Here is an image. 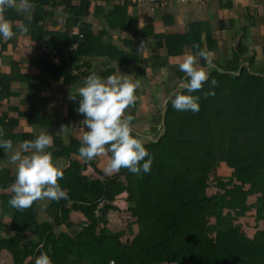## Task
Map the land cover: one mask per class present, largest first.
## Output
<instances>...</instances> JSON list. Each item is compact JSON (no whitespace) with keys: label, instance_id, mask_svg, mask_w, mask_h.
<instances>
[{"label":"trees","instance_id":"obj_1","mask_svg":"<svg viewBox=\"0 0 264 264\" xmlns=\"http://www.w3.org/2000/svg\"><path fill=\"white\" fill-rule=\"evenodd\" d=\"M106 1L30 0L28 9L24 3L14 4L0 13L14 31L11 39L0 41V138H10L13 148L41 131L51 132L52 117L41 95L47 85L75 86L90 72L103 77L115 73L116 66L133 78L170 66L167 80L175 82L186 79L178 62L184 53L197 51L193 43L208 52L219 50L204 21H179L178 28H172L181 2L141 4L149 13L162 9L158 19L164 30L155 32L153 23L139 28L137 17L129 13L141 5L110 0L117 3L104 11ZM100 17L105 25L96 29L94 20ZM20 23L26 32L15 27ZM114 30L125 33L118 36L121 46L111 39ZM138 32L155 53L149 64L144 65L147 53H139L126 37L131 33L137 38ZM19 34L22 41L16 42ZM247 51L239 41L223 65L215 60L217 66L208 70V79L216 80L215 95L204 97L212 88L208 81L192 93L200 96L198 112L174 109L169 97L163 106L162 133L155 138L144 125L137 127L130 113L137 100L124 110L132 116L133 132L145 136L144 146L153 157L147 174L122 168L106 175L104 167L79 157L78 136L67 133L65 143L60 129L50 133L53 142L46 150L55 163L64 161L57 165L63 170L57 182L67 198L45 199V207L37 200L17 210L7 203L14 169L0 150V252L9 254L10 264H33L41 251L53 264H264V60ZM91 60H100L103 69L94 70ZM197 64L205 66V61L197 57ZM22 66L34 67L37 73ZM176 88L174 83L169 91ZM77 106L74 99L66 106L61 118L65 129L76 126ZM155 112L162 116L161 108L151 114ZM92 165V173L83 172ZM121 199L130 216L123 228L113 231L109 215L119 210L114 202ZM245 220L260 225L245 223V228Z\"/></svg>","mask_w":264,"mask_h":264},{"label":"clouds","instance_id":"obj_2","mask_svg":"<svg viewBox=\"0 0 264 264\" xmlns=\"http://www.w3.org/2000/svg\"><path fill=\"white\" fill-rule=\"evenodd\" d=\"M13 6L14 0H0V13ZM31 6L30 0H24V9ZM15 27L20 32L27 31L23 23ZM13 36V25L0 15V41L9 40ZM192 47L197 51L184 53L178 62V69L186 79L179 80L171 96V105L178 111L196 113L200 109V96L192 93L200 90L203 83L208 81L212 88L203 95L205 98L215 95L213 88L216 80L208 79V70L214 67L211 54L196 43ZM197 57L205 61V66H197ZM139 87V80L122 74L116 66L115 73L103 77L90 72L77 87V95H70L72 99L78 100L75 111L83 116L79 122L82 127L77 153L85 161L110 154L103 168L106 175L122 168L133 174H147L151 170L153 157L144 146L146 140L133 132L130 124L132 116L124 114V110L136 101L135 91ZM65 127L62 125L60 131L63 132ZM52 142V135L41 131L34 139L20 141L19 149L13 150L10 138H0V150H11L7 159L14 165V181L9 185L12 195L7 201L12 208L26 209L37 200L57 201L67 198L66 190L57 182L58 178L63 177V170L55 164L51 152L46 150ZM33 264L53 262L46 252L41 251L33 258ZM109 264L115 262L110 260Z\"/></svg>","mask_w":264,"mask_h":264},{"label":"crops","instance_id":"obj_3","mask_svg":"<svg viewBox=\"0 0 264 264\" xmlns=\"http://www.w3.org/2000/svg\"><path fill=\"white\" fill-rule=\"evenodd\" d=\"M96 2L98 3V1ZM116 3L117 1L114 2L110 0L102 3L104 6V11L112 9L113 5ZM175 8L176 11L174 15V24L172 26L173 29L178 28L179 21H184V23H186L193 20H199L208 24L211 36L213 39H215L216 45L219 47V50L215 49L213 51H209L213 66H217L215 60H218L219 63L223 65L225 60L231 57L232 50L235 49V45L239 41L242 42L243 46L247 47V55H250L251 52H255L261 60H264V0H212L205 6L178 4ZM129 13H132V15L137 17L139 28L147 23L149 25L153 23L155 25V32H158L157 30H164V28L161 27L158 19L163 13L162 9H156L153 13H149L144 7L142 9L139 6H135L129 11ZM219 24H222V26L220 27ZM102 25L105 24L101 20V17L94 20V27L96 29L101 28ZM111 34L112 41L120 43L118 36L122 33L114 30ZM130 34L131 33H129L126 37L132 38V40L135 42L134 46L137 45V47H139V53L141 50H144L143 52L145 54L148 53L147 51L149 49H145V45L142 44L144 37L142 36L141 32H138L137 38L131 37ZM22 36L23 35L19 34L17 36L16 42L17 40L22 41ZM147 37V40L151 39V35ZM128 50L133 51V48L129 47ZM143 52L141 53L143 54ZM101 62L103 61L101 60ZM92 64L93 60L90 62L91 67ZM197 66L199 65L197 64ZM22 69L27 72L37 73V69L34 67L29 69L27 66H22ZM146 74L147 73H140V75L144 76ZM165 74H167V76L171 74L170 66L156 67L152 70V75L155 79H153V84L151 85L156 91L160 90L161 85V83H159L161 81L158 79L157 75L159 78L160 76H163L161 79L163 80L166 78ZM79 85L80 84H77L75 86ZM48 86L49 85L42 88L41 94H43V90ZM70 87L75 89L74 86Z\"/></svg>","mask_w":264,"mask_h":264},{"label":"rangeland","instance_id":"obj_4","mask_svg":"<svg viewBox=\"0 0 264 264\" xmlns=\"http://www.w3.org/2000/svg\"><path fill=\"white\" fill-rule=\"evenodd\" d=\"M144 6L141 5V8H143ZM159 32V30H157ZM125 33H122L121 35H124ZM129 34V33H128ZM131 37H133L132 34H130ZM22 38V37H21ZM150 41H152V38L150 39ZM120 44V43H118ZM149 45H151V43H149ZM121 46V44L119 45ZM129 48V47H128ZM127 48V49H128ZM147 51V55L149 57V60L147 62L144 61V65L147 63L149 64L151 61L154 60V51L150 50V47L145 46V49H148ZM115 64V63H114ZM116 65V64H115ZM4 67V65H3ZM26 67V66H23ZM28 68V67H27ZM92 68L94 70H98V69H103V66L101 63H98V60H93V64H92ZM4 69V68H3ZM117 69L122 73V74H126L128 75L131 79L134 80H139L140 81V87H139V93L135 94L137 97V101L138 104L135 108L134 112H130L133 115V118H135V123H137V127L140 125L141 127L144 125L145 130L146 131H150L148 133V136L150 138H155L156 136H158V134L160 132H162V124H161V117L159 118V114H151V111H158L159 108H161V115H162V109L163 106L165 105L166 100L171 97L172 93L174 92V90H172L171 92L169 91V88H171L175 82H173V79L171 80H167V74H165V77L163 80H161L163 78V76H159L157 75L158 79L161 81L159 83H161L160 85V90H155L153 89V86L151 84H153V79H155L153 77L152 74H150L149 76H144V75H140L139 74V78H133L132 74H128L125 72L124 68L122 67H118ZM90 70H88L89 72ZM166 73V72H165ZM171 76V75H170ZM177 85H178V81H176ZM168 86V89H165V87ZM75 89H73V87H70L69 85L65 86H59L58 84H51L49 85L46 89L43 90V94H41L45 99V111H47V114L52 117V121H53V125L52 127L49 128V130H51L50 133L55 134L58 130L61 129L62 126V121L61 118L62 116H64L65 114V110H66V106L71 104V92L77 94L76 89L78 86H74ZM67 92V95H63L64 92ZM61 93V94H60ZM62 95V96H61ZM131 111V110H130ZM154 117V119H153ZM156 118V119H155ZM83 119V117H81L80 114H78L76 112L74 120L77 121V124L75 127L73 128H67L65 129L62 133H64L65 135H63L61 133V136L63 138V141L65 143H68L67 141L69 139H67V133H73L76 134V136H79L80 134V129L82 127V125L79 123L81 120ZM153 122H152V121ZM143 121V123L141 122ZM133 126H135V124L132 123ZM145 133V132H144ZM147 134V133H146ZM145 137V136H144ZM19 149V145H16L13 150ZM9 152H6L5 154V160H6V165H8L9 167H12L14 169V165L10 164L7 157L10 154ZM98 157H93L91 159V161H93L95 163V165H101V167H104L105 163L107 162V160H105V155H102V159L98 158ZM56 165H58L59 167H61L64 164V161L60 160L58 162L55 163ZM84 173H92L93 172V165L92 166H88L84 171ZM124 198V197H122ZM255 199H253L252 201H254ZM116 205H118L119 210L115 211V212H111L109 215V224L108 226L113 230V231H117L121 228H123L124 225V219H129L130 213L127 211V204L124 200H118L114 202ZM40 205L42 207L46 206V200H40ZM75 216V215H74ZM246 221V220H245ZM244 223V227H246V224H248V226H252L254 225L253 223L255 222V220H251L249 222H245ZM246 223V224H245ZM251 223V225L249 224ZM256 223V222H255ZM260 223H256V226H259ZM136 225H134V229H135ZM261 227H264L263 223L261 224ZM0 261L1 264H10V256L8 253L1 251L0 252Z\"/></svg>","mask_w":264,"mask_h":264},{"label":"built area","instance_id":"obj_5","mask_svg":"<svg viewBox=\"0 0 264 264\" xmlns=\"http://www.w3.org/2000/svg\"><path fill=\"white\" fill-rule=\"evenodd\" d=\"M95 1H100V0H95ZM134 3H137L138 5H141L143 4V2H149L150 1H155V0H132ZM177 2H181L183 4H188V3H195V4H199L201 6H205L206 3L209 1V0H176ZM24 3V0H14V4H23ZM148 3V4H149ZM65 51L67 52V49L65 48Z\"/></svg>","mask_w":264,"mask_h":264},{"label":"water","instance_id":"obj_6","mask_svg":"<svg viewBox=\"0 0 264 264\" xmlns=\"http://www.w3.org/2000/svg\"><path fill=\"white\" fill-rule=\"evenodd\" d=\"M164 109H163V111H162V116H161V124H162V126L164 125ZM162 132H160L159 134H158V136L161 134Z\"/></svg>","mask_w":264,"mask_h":264}]
</instances>
